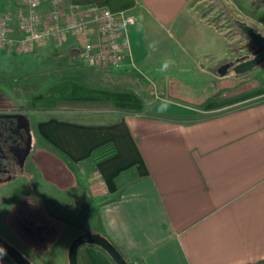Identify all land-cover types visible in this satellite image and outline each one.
Returning a JSON list of instances; mask_svg holds the SVG:
<instances>
[{
    "label": "crops",
    "instance_id": "1",
    "mask_svg": "<svg viewBox=\"0 0 264 264\" xmlns=\"http://www.w3.org/2000/svg\"><path fill=\"white\" fill-rule=\"evenodd\" d=\"M195 1L65 0V6H97L135 16L130 32L133 64L127 61L114 70L135 64L162 77L180 78L185 72L192 78L200 56L217 44ZM245 2L241 13L247 15L264 4ZM17 10L18 0L0 3L1 13ZM201 31L211 34L205 39ZM25 36L14 18L10 45L26 52L39 46L18 47ZM45 44L79 51L74 37ZM0 57L7 61L6 55ZM124 78L125 88H119V79L96 84L60 80L36 92L18 88L37 135L52 151V171L65 167L62 179L70 184L78 178L84 201H79V210L66 203L63 219L51 216L39 201H20L22 210L9 209L4 223L16 229L23 209L24 214L33 210L29 222L51 236L67 234L69 244L85 231L100 233L124 257L146 264H264V99L239 107L224 101L223 110L219 102L212 108L221 112L193 119L192 104H181L173 96L151 102L144 87L135 88ZM3 89L12 93L9 85ZM166 89L171 95V88ZM262 94L261 89L252 90L240 99ZM21 221L26 223L23 217ZM0 256V264H13ZM78 260L114 264L93 246L82 247Z\"/></svg>",
    "mask_w": 264,
    "mask_h": 264
},
{
    "label": "rangeland",
    "instance_id": "2",
    "mask_svg": "<svg viewBox=\"0 0 264 264\" xmlns=\"http://www.w3.org/2000/svg\"><path fill=\"white\" fill-rule=\"evenodd\" d=\"M244 2L245 0H196L194 2L193 6L199 11L203 23L211 27L210 30L217 44L213 52L200 56L198 71L196 73L193 71L196 75L192 78L185 76V72L180 78L162 77V73L153 68L143 71L135 64L132 68L118 70L92 67L76 59L74 56L77 52L69 51L70 46L68 45L41 44L27 52L18 51L12 45H7L0 46V54L6 55L8 64L7 84L17 86L24 92H36L60 80L76 79L96 84L103 80L119 79L117 85L119 88H125L126 82L122 85L120 79L127 77L130 80L124 79L132 81L135 88L142 90L144 87L151 102L173 96L180 100L181 104H192L195 106V109L191 111L193 119L212 116L217 114V111L221 112L224 101H235L236 103L232 106L238 105L236 107L257 102L264 99V63L241 75L233 69H230L225 76H221L218 72L224 64H236L239 58H252L255 54L256 46L253 40L237 26L236 20H248L256 26L258 32L264 34V4L260 6L258 12L247 15L241 13L246 5ZM200 33L205 39L211 34L210 32L203 33V31ZM158 48H162L163 51L170 49L164 46ZM186 49L187 47H184V50ZM171 79L177 81L172 82ZM167 86L171 88V95L166 93ZM258 89H261L263 93L261 96L248 101L240 99L246 92L258 91ZM219 102L222 110L212 108ZM67 238L69 239L65 234L60 241L54 242L52 247L46 251L44 261L40 262L41 258L31 254L26 256L36 264H69L66 255Z\"/></svg>",
    "mask_w": 264,
    "mask_h": 264
},
{
    "label": "flooded vegetation",
    "instance_id": "3",
    "mask_svg": "<svg viewBox=\"0 0 264 264\" xmlns=\"http://www.w3.org/2000/svg\"><path fill=\"white\" fill-rule=\"evenodd\" d=\"M3 86H8L6 60L0 57V237L36 264L26 255H34L43 261L46 251L65 234L58 232L54 237L46 230L41 231L43 228L35 227L33 221L29 222L34 214L31 209L25 214L23 209L22 215L16 217V229H13L4 223L8 212L13 208L22 210L20 201H39L40 206L49 209L51 216L63 219L66 203L81 209L79 201H84L82 184L78 178L73 184L67 183V178L62 179L66 174L63 166L52 171V151L37 135L30 110L21 101V92L17 86L9 85L12 93L5 96ZM21 217L26 223H22ZM82 234L68 244V261L71 243ZM37 243L42 244L38 246Z\"/></svg>",
    "mask_w": 264,
    "mask_h": 264
},
{
    "label": "built area",
    "instance_id": "4",
    "mask_svg": "<svg viewBox=\"0 0 264 264\" xmlns=\"http://www.w3.org/2000/svg\"><path fill=\"white\" fill-rule=\"evenodd\" d=\"M14 18L26 34L18 47L74 37L79 46L74 57L86 65L116 69L133 63L130 32L136 18L131 13L97 6L68 9L65 0H18L15 13L0 11V46L11 44Z\"/></svg>",
    "mask_w": 264,
    "mask_h": 264
},
{
    "label": "water",
    "instance_id": "5",
    "mask_svg": "<svg viewBox=\"0 0 264 264\" xmlns=\"http://www.w3.org/2000/svg\"><path fill=\"white\" fill-rule=\"evenodd\" d=\"M236 24L241 28L245 35L253 40L256 46V51L252 58H239L236 64L227 63L222 65L218 70L221 76L227 75L230 69H233L239 75L245 74L264 63V34L258 32L254 27L245 21L236 20ZM3 92L5 93V96H7V92L4 90ZM89 244L101 247L112 258L115 264H128L125 257L108 238L104 237L100 233L92 232L82 234L71 243L69 248V264H79V249L82 246ZM0 249L16 264H32L16 248L11 246L1 237Z\"/></svg>",
    "mask_w": 264,
    "mask_h": 264
},
{
    "label": "trees",
    "instance_id": "6",
    "mask_svg": "<svg viewBox=\"0 0 264 264\" xmlns=\"http://www.w3.org/2000/svg\"><path fill=\"white\" fill-rule=\"evenodd\" d=\"M80 106H83V107H92V106H98V107H104L105 104L104 103H83V104H80ZM85 246H93V247H98V248H101L97 245H93V244H89V245H85ZM84 247V246H82ZM102 249V248H101ZM3 255H5L13 264H16L12 259H10L5 253H3L2 251H0ZM110 257V256H109ZM110 259L112 260V258L110 257ZM126 261L128 262V264H146L144 260L142 259H129V258H126ZM112 262L115 264V262L112 260ZM263 262V261H262ZM262 262L260 263H257V264H262Z\"/></svg>",
    "mask_w": 264,
    "mask_h": 264
},
{
    "label": "clouds",
    "instance_id": "7",
    "mask_svg": "<svg viewBox=\"0 0 264 264\" xmlns=\"http://www.w3.org/2000/svg\"><path fill=\"white\" fill-rule=\"evenodd\" d=\"M6 254V253H5ZM0 259H2V256H0Z\"/></svg>",
    "mask_w": 264,
    "mask_h": 264
}]
</instances>
